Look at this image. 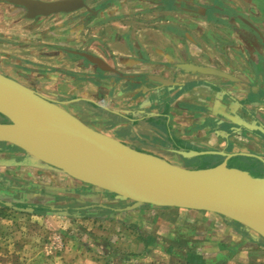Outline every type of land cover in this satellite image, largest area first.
<instances>
[{"label": "rangeland", "instance_id": "obj_1", "mask_svg": "<svg viewBox=\"0 0 264 264\" xmlns=\"http://www.w3.org/2000/svg\"><path fill=\"white\" fill-rule=\"evenodd\" d=\"M84 2L87 8L93 11L92 13L81 9L74 13L33 21L24 17L21 8L0 0V62L8 65L1 68V71L15 78L12 71L16 69L22 73V84L26 83L23 77L25 75L36 79L39 84L48 85L50 89L61 92H68L71 88L70 86L67 88L62 83L71 82L73 88L77 87L79 91L74 90L68 102L63 103L65 101L63 99L51 98V100L58 102L63 109L76 117L80 116L77 113L81 106H90L88 100L75 98L80 97V93H87L85 88L88 85L86 76L90 75L87 74L88 70L93 71L92 80H98L103 74L113 77L115 84L124 80L116 78L121 75L117 69L112 68L113 71L110 72L101 71L92 63L90 65L85 63L82 57L67 51L86 52L90 47L93 48L98 44L99 36H91L92 30L116 20L117 14L114 10L105 11L104 17H110L108 20L98 15L105 8L112 6L118 8V4H113L114 0H84ZM129 7L132 12L135 9L145 13L144 8L141 7L147 6L132 2ZM121 9L125 8L119 7L118 12ZM119 14L121 15L122 12ZM117 21L123 22L120 19ZM161 72L169 73V69H162ZM133 85L140 86L141 82L137 84L134 81ZM251 103L255 104L252 107L257 106L256 102L251 101ZM90 107L102 116L105 112L113 116L119 111L108 109L112 112L110 113L105 110L107 108L97 104ZM263 115L264 113L260 114L262 119ZM98 118L86 116L84 120L90 128L125 142L129 146L147 152L153 151L152 148L142 145L150 146L149 137L143 135V143L140 142L142 144L138 146V143L129 137L126 138V135L123 137L117 135L115 128L111 129L106 124H102ZM112 121L117 125L123 124ZM248 138L257 140L253 136ZM230 139L241 147L258 151L252 141L245 143L243 139L246 138L240 134ZM203 142L219 148V144L210 141L209 137L204 138ZM9 155L13 157L16 154L11 150ZM164 159L177 166L190 164L179 161L177 157ZM203 164L205 163H196L197 166ZM6 168L8 169L6 171L10 172L11 187L22 186V189L25 188L28 192L27 185L32 181L37 182L48 192H55L53 196H40L39 192L28 194L26 195L28 202L39 204L42 199H46L50 207L54 204L58 206L69 204L83 211L79 214L71 211L53 213L47 209L22 211L9 204H0V264H22L25 255L29 258L35 256L37 259L42 257L43 264H49V257L52 254L60 255L65 251L85 253L87 259L88 257L91 259L87 260V264H192L187 262L191 260L192 255L203 256L206 264H264V241L252 240L244 232L249 239L240 245L234 233L226 227L229 222L219 216L206 212L149 206L124 212L103 208L84 209L83 206L92 203L118 208L113 206L117 201H109L107 205L100 202L109 194L95 191L56 172L36 169L26 163L24 166L12 165ZM0 170L2 172L5 170L1 163ZM86 190L94 191L96 194L88 195L85 193ZM226 245H232L231 249L226 251L227 254L223 252L226 250ZM218 252H223L227 257L219 262L212 260L213 262L210 263L209 258Z\"/></svg>", "mask_w": 264, "mask_h": 264}, {"label": "crops", "instance_id": "obj_2", "mask_svg": "<svg viewBox=\"0 0 264 264\" xmlns=\"http://www.w3.org/2000/svg\"><path fill=\"white\" fill-rule=\"evenodd\" d=\"M132 2L147 6L141 7L145 13L132 12ZM113 4L125 9L118 12L119 7L112 6L100 11L99 17L108 20L105 13L114 10L116 20L92 30L91 36H99L98 46L86 52L117 69L121 75L116 78L124 80L115 84L113 77L104 74L92 80L90 69L85 90L92 105L150 119L136 124L130 139L143 143L139 135L142 132L154 144L187 147L197 130L212 121L203 109L220 110L235 101V110L241 108L242 116L252 117L250 112L254 111L259 118L264 113V0H114ZM185 63L220 68L234 80L221 86L214 76L190 74L178 68ZM161 68L169 69V73L161 72ZM148 76L162 77L176 86L163 87ZM134 81L141 85H133ZM133 87L151 94L141 96L139 89L131 90ZM251 101L257 106L252 107L255 104ZM195 105L200 106L201 114L189 112ZM104 116L110 118L107 112ZM113 116L123 124L134 121ZM198 116V124L191 121ZM257 120L264 123V118ZM155 131L165 138L156 136ZM87 260L91 259L85 253L65 251L52 254L49 264H87ZM22 264L43 261L42 257L25 255Z\"/></svg>", "mask_w": 264, "mask_h": 264}, {"label": "water", "instance_id": "obj_3", "mask_svg": "<svg viewBox=\"0 0 264 264\" xmlns=\"http://www.w3.org/2000/svg\"><path fill=\"white\" fill-rule=\"evenodd\" d=\"M19 7L24 17L34 19L60 14H70L86 9L84 0H4ZM95 13V12H94ZM101 71H113L102 59L78 53ZM190 74L215 76L229 81L233 77L218 69L185 63L178 65ZM163 87L176 86L162 77L148 76ZM0 94H9L22 101L37 120L18 124V112L10 115L0 106V143L21 150L25 163L40 170L53 171L64 175L95 191L112 195L117 201H128L130 205L113 209L102 204H89L86 208H103L114 212L131 211L141 206L155 208H177L188 211L206 212L234 222L252 240L264 241V173L227 167L240 176V184L234 190L219 183L210 176L214 167L193 169L190 166H177L166 160L134 150L119 140L94 130L63 109L54 100L46 98L11 78L0 74ZM262 95V94H261ZM264 101V95H262ZM106 111L112 113L110 110ZM22 115L28 113L22 109ZM108 116L119 121L116 117ZM258 125L244 124L239 119L233 121L237 127L233 133L244 131L258 138H264V125L252 116ZM64 147L68 154L83 159L82 165L70 171L75 164L47 160L42 154L53 146ZM40 152V153H39ZM185 160L202 155L227 157L223 152L173 151ZM251 156L264 164V160ZM68 167V168H67ZM213 179V180H212Z\"/></svg>", "mask_w": 264, "mask_h": 264}, {"label": "flooded vegetation", "instance_id": "obj_4", "mask_svg": "<svg viewBox=\"0 0 264 264\" xmlns=\"http://www.w3.org/2000/svg\"><path fill=\"white\" fill-rule=\"evenodd\" d=\"M120 3H123V1H121ZM107 4V3H106ZM124 4V3H123ZM45 18H49V17H37L34 18L33 21L35 20H42ZM50 19H53L52 17H50ZM85 19V18H84ZM55 20V19H53ZM69 53L78 55V53H86L89 55H92L91 53L88 52H79V51H73V50H67ZM80 56V55H78ZM95 56V55H92ZM82 57V56H80ZM97 57V56H95ZM83 61L87 64H91L86 58L82 57ZM99 58V57H97ZM101 59V58H100ZM8 65L6 64H2L0 62V74L4 75L5 77L11 78L14 81L20 83L21 85H24L26 87H28L29 89L33 90L34 92L46 97V98H53V99H58V100H65L64 102H68L69 98H71L70 96L73 94L74 90H78L77 87L73 88V85H71V82H67V84L62 83V85L67 86V88H69V86L71 88H69L68 92H61V91H56V90H52L48 87V85H42L37 83L36 79H32L29 76H25L23 75L25 82L24 84H22V73L19 71H16V69H14L12 72L15 76V78H12L11 76H9L8 74L4 73L3 71H1V68L3 67H7ZM216 69V68H214ZM218 70L221 71V69L219 68ZM110 72V71H109ZM223 72V71H222ZM17 77V78H16ZM215 77V76H214ZM19 78V79H18ZM217 78V83H220V85L225 86V85H230L231 81L227 80V79H222V78ZM134 80L136 78H133ZM136 82V81H135ZM57 83V81L55 82ZM54 82H52V84H55ZM61 85V83H58ZM73 88V89H72ZM138 90L139 88H135L133 87L131 90ZM71 90V91H70ZM131 90L129 92H131ZM79 91V90H78ZM139 94H141V96H144L145 94H151V91H146V92H142L140 89L138 91ZM82 95H80V97H75V98H79V99H84V100H88L87 99V93H80ZM85 96V97H84ZM67 100V101H66ZM216 102V101H212V104ZM169 103V102H168ZM233 104H231V106L224 108L222 107L220 110L218 109H203L204 112L208 113L209 117L211 118L210 120H212L208 125H206L203 130H197V133L192 137V139L194 140H188V145L187 147L185 146H179V145H171L168 144L167 147L165 146H160L158 144H154L150 141V146H148V144H142L138 141H134L135 143H138V146L145 145L147 147H149L150 149H153V153L152 152H147V151H143L141 149L129 146V144H126L125 142H122L124 144H126L127 146L133 148L134 150L137 151H141L144 153H148V154H152L155 156H158L160 158H168V157H177L179 161L186 163L189 162L191 164V166L193 167L194 165H196V163H205L203 165H199V166H194L193 168H198V167H203V166H216L220 163L225 162L227 167H235L238 169H243V170H251V171H255V172H260V173H264V164L259 161L258 159L251 157V156H246V154H250L256 157H259L260 159L264 160V138H257V140L253 141L252 139H249L248 137H251L252 134L248 133L247 131H244L243 127H242V131L241 132H236L233 133V129L236 128L237 126L235 124H233V121H235L236 119H239L242 123L244 124H250V125H258V123L256 122V120L252 119L251 116L247 115V116H242V114H240V110L241 108L235 110L236 105H235V101L232 102ZM236 104H238L239 106L243 107L241 105V103L236 102ZM90 106H93L92 104H89ZM83 107L80 108L78 111L80 116L75 117L78 118L81 122H83L84 124H86V121L84 120L85 117L89 116L91 117H99V122H101L102 124H106L108 127L115 128L117 135H121L122 137L125 136L126 138L129 137L130 134H133L132 130L134 127H136V124H141V123H147L149 122V118H147V116H141L138 117L136 116V114H131V115H127L124 113V111L119 110L118 112L114 113V115H118L121 117H126V119H132L134 120L133 123L130 125V123H125L122 125H117L116 123H114L112 120H110V118L102 116L101 114H98L94 108L92 107ZM200 110V111H199ZM202 109H200V106L195 105V108L190 110L189 112L192 113H197L198 115L201 114ZM235 111L236 114L233 112ZM70 113V112H69ZM252 116H254V118L256 117L257 119L261 118L256 113H254V111L250 112ZM72 114V113H70ZM111 123H109V122ZM191 121H194V123L198 124L199 121V116L196 118H193ZM263 123V122H262ZM160 124H164L163 122H160ZM196 124V125H197ZM87 125V124H86ZM264 125V123L262 124ZM88 126V125H87ZM89 127V126H88ZM208 128L209 130H206L205 128ZM92 128V127H91ZM147 129V127H145ZM152 129L150 127H148V131H151ZM153 131V130H152ZM154 132V131H153ZM156 136L159 137H163L165 135H162L160 133V131H155ZM236 134H240L242 136H244L246 139H243L245 143H250V141H252V143L254 145H256L258 151H255L253 149L250 148H244L241 147L240 145L235 144L234 142L230 141L234 135ZM140 136L143 137L142 132H140L139 134ZM152 135V134H151ZM210 138V141L215 142L216 144H219V148L217 149L216 147H213V145L209 146L207 145L205 142H203L204 138ZM114 138V137H113ZM130 138V137H129ZM125 140V139H124ZM133 142V143H134ZM168 142V141H166ZM15 152V156H10L9 153L10 151ZM196 151V152H208V151H216V152H223L224 154L227 155V157L224 156H217V155H202V156H198L195 157L193 159L190 160H185V159H179L178 155L174 154L173 151ZM165 160V159H164ZM168 162V161H167ZM0 163L3 165L4 172H2L0 170V204L4 205V204H9L10 206L16 207L19 210L22 211H42L43 209H47L50 210L53 213H66V211H71L73 213L79 214L81 213L83 210H80L79 208L76 209L73 207V205H53V207H50V203L48 202V200L46 201V199H42L41 202L39 204L37 203H32V202H28L27 201V197L26 195L28 194H34L39 192L40 196H53L55 194V192H48L44 187H40V185L36 183H33L32 181H29L28 183V192H26L27 190L25 188L22 189V186H13L11 187L10 181H11V177L10 172L6 171L8 170L6 168V166H12V165H16V166H24L25 165V161H24V154L21 150L12 147V146H7L4 143H0ZM182 166V165H181ZM212 166V167H213ZM6 171V172H5ZM85 193H87L88 195H93L95 192L94 191H90V190H86ZM96 194V193H95ZM105 199H101L100 202H102L103 204H108L109 201H117L114 199V197L111 195H105L104 197ZM43 202V203H42ZM130 203L127 201H117L116 204H114L113 206L116 208H121L124 206H128ZM223 223V221H221ZM226 227H228L232 233H234L235 237H237V242L239 241L240 245L244 244L246 242L247 239H249L247 237V235L241 231L239 229V225H237L234 222H229ZM232 245H226V251H229L231 249ZM223 252H218L215 256L210 257V263H212L214 260V262H219L222 261L223 259H225L227 256V252L226 254H224ZM201 257V261L203 264H206V259L203 256ZM193 257H191V260L187 261L188 263H192V264H197L195 262H192Z\"/></svg>", "mask_w": 264, "mask_h": 264}, {"label": "bare ground", "instance_id": "obj_5", "mask_svg": "<svg viewBox=\"0 0 264 264\" xmlns=\"http://www.w3.org/2000/svg\"><path fill=\"white\" fill-rule=\"evenodd\" d=\"M0 106L6 109V112L9 115L13 113L12 111H17V112L19 111L18 119L16 122L18 124H22V121L33 122L37 120L36 115L32 111H29L27 109V106L24 103H22V101L15 99L13 96L9 94L6 95L0 94ZM22 109H24L28 113L27 117H24L22 115ZM42 156H44L47 160L63 162L66 165H68V167L69 165L75 164V167L73 169H70L71 167L69 168L67 167L70 171H74L75 168L78 169L79 165L77 163L83 161V159H78L79 157L75 158L73 155L68 154V152L65 150L64 147H60L58 145L47 149V151L44 154H42ZM79 164L82 165V162ZM74 172L81 174L84 173L82 172V170L74 171ZM210 176L213 177L215 181L219 183H223L229 186V188L233 190L235 188H238L240 184L239 181L240 176L238 172L235 170H226L223 164L217 165V167L212 170Z\"/></svg>", "mask_w": 264, "mask_h": 264}, {"label": "trees", "instance_id": "obj_6", "mask_svg": "<svg viewBox=\"0 0 264 264\" xmlns=\"http://www.w3.org/2000/svg\"><path fill=\"white\" fill-rule=\"evenodd\" d=\"M188 166H190L191 168H193L191 166V164H189ZM212 166H203V167H198V168H208V167H212ZM193 169H197V168H193ZM192 256H193L192 262H195L197 264H203L202 261H201V257H199V255H192Z\"/></svg>", "mask_w": 264, "mask_h": 264}]
</instances>
